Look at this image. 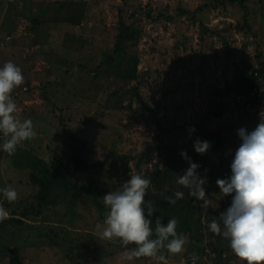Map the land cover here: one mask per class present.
Wrapping results in <instances>:
<instances>
[{
  "label": "rangeland",
  "instance_id": "1",
  "mask_svg": "<svg viewBox=\"0 0 264 264\" xmlns=\"http://www.w3.org/2000/svg\"><path fill=\"white\" fill-rule=\"evenodd\" d=\"M61 3H65L62 8ZM123 3V0H72L71 7L82 11L78 24L72 25L55 21L68 4L64 0H0V68L11 61L21 69L24 83L11 93L17 105L15 116L21 121L31 119L37 132L34 139L22 142L13 155L0 146V188L10 186L18 193L17 205L4 208L9 213L12 209L21 213L30 206L33 212L38 210V196L43 194L39 191L40 184L32 182L30 169L36 165L34 174L37 171L38 177L45 180L41 160L49 167L51 159L58 160L63 174V181L56 178L49 197L45 198L49 199L47 204L37 215L24 219L27 226L19 235L14 232L10 236L22 264H157L155 258L148 257L122 260L121 255L130 248L121 247L116 240L100 239L106 226V218L101 220L100 214L107 216L109 209L105 205L96 208L92 195L74 186L91 184L92 188L103 190L97 192V199L104 204L103 196L119 188L130 179V174L153 171L149 158L152 162H163L174 153L178 172L172 178L178 190V177L189 167L181 151L200 165V174L204 166H216L221 153L231 163L241 142L237 130L254 129L264 111L249 108V115L245 116L241 110L247 107L243 108L241 102L233 107L231 88L227 98L221 92L225 82L234 85L244 75L242 62L257 64L259 44L264 54V0L260 3L249 0L246 16L231 0H127L124 6ZM185 5L191 11L204 9V5L209 7L199 15L200 21L182 16L179 24L152 23L145 15L150 10V16L154 17L165 7L169 8L168 13H174L176 7ZM133 11L135 16H129ZM120 16L128 23L138 20L141 25V35L129 44V53L138 56L136 78L129 82L95 75L78 66L80 62L92 67L91 61L101 51L113 49ZM198 22L215 34L208 33L201 41ZM97 60L99 63L101 59ZM125 73L131 77L134 74L127 69L121 76ZM135 86L154 111L141 109L132 99L134 91L130 89ZM121 94L124 95L119 98ZM157 101L160 103L156 106ZM221 102H230V110H225L222 116L208 113V108ZM200 118L204 122L196 125ZM194 126L201 127L203 132L219 134L224 139L222 146L217 151L208 150L205 158L196 153L193 143L202 139L196 130L189 133ZM110 149L128 159L117 166L107 165L110 172L91 165ZM150 150L149 156L145 151ZM138 156L148 161L140 172L132 167ZM77 163L86 168L77 170ZM127 167L131 170L123 173ZM219 195L212 193L208 206L204 207L206 212L221 202L216 199ZM229 196L223 197V211L231 203ZM5 202L10 204L0 193V203ZM185 237L183 251L192 254L189 235ZM85 241L87 245H83ZM90 248L100 252H92ZM3 257L0 264H8L7 256ZM88 257L92 259L87 260ZM165 257L168 264L186 263ZM206 263H210L209 259L202 261Z\"/></svg>",
  "mask_w": 264,
  "mask_h": 264
},
{
  "label": "trees",
  "instance_id": "2",
  "mask_svg": "<svg viewBox=\"0 0 264 264\" xmlns=\"http://www.w3.org/2000/svg\"><path fill=\"white\" fill-rule=\"evenodd\" d=\"M67 2V6L65 5V10L62 12V16L60 18H57L55 21L59 22H66L68 24L76 25L79 22V17L82 15V11H79V9L72 8V0H64ZM123 6L127 5V0H123ZM126 1V2H125ZM232 4L239 5L241 9L243 10V14L247 15L248 13V4L247 2L249 0H231ZM259 3L263 0H258ZM65 3H61V8ZM132 6L135 4H131ZM204 9L208 8V5H204ZM140 9V8H139ZM169 8L165 7V9H160L158 13L153 17L150 16V10L146 12V18L148 21H151L152 23H155L157 21H162L163 23L167 22H173V23H180V19L182 16H185L187 18H191L192 20L200 21V14L203 13V8H196L193 11L189 10L186 5L185 6H178L175 9L174 13H168L167 10ZM203 9V10H202ZM119 11H123V8H120ZM60 13V12H59ZM122 13V12H120ZM136 12H131L129 16L134 17ZM245 15V16H246ZM45 21V20H44ZM244 21L246 22V18L244 17ZM43 20L39 21L38 23L41 24ZM138 20H133L132 22H126V19L124 16H120L118 19V28L119 32L116 36L115 43L113 46V49L107 52L106 50L101 51L100 55L96 56V58L93 59L94 62L93 66L90 67L83 63H78V66L86 68L87 72H93L95 75H105L104 77H116L119 80H123L125 82H129L131 78H136V66L138 65V56L137 54L129 53L128 49H131L129 46L130 43L133 42V40H136L141 34V25L137 23ZM200 24L201 30L199 33V37L201 41L203 40L204 35H207L208 33L215 34L214 30L206 26L204 23L198 22V25ZM209 35V34H208ZM227 46V45H226ZM262 44H259L257 47L256 52V59L257 64L251 65V64H244L242 62V71H245L240 78L238 77L236 80V83L233 85L231 83L225 82L224 87L221 92L224 97H228L229 93L228 90L232 91V100L231 103L233 107H238L239 102H241L242 107H246V105H249V108L257 107V108H264V83L262 79L264 78V54L261 48ZM97 59H101L98 63ZM96 61V62H95ZM127 66V68H125ZM133 70L134 74L133 77H131L128 73H125V76H121L124 70ZM261 79H260V78ZM131 92L134 91V94L132 95V99L136 100L138 105L141 107V109L148 110V111H154L153 109H150L147 104L145 103V98L141 97L138 93L139 88L138 86L133 87L130 89ZM219 91H217L218 93ZM115 94V93H111ZM124 94H121L119 98H122ZM219 95V93H218ZM160 103V101L156 102L157 104ZM227 102H221L220 104L211 106L208 108L210 114L222 116L225 110H230L229 105L231 106L230 102L226 104ZM225 106L222 109V106ZM138 106V107H139ZM228 106V107H226ZM243 111V115L248 116L249 115V109L247 110H241ZM201 119V118H200ZM204 122V119H201V122L196 125H201ZM195 130L198 131L200 134V137L202 140H207L210 142L211 147L209 150H215L217 151L224 141V139L218 134H210L207 132H203L201 130V127L194 126ZM2 140H0V146H2ZM152 149V148H151ZM1 151V147H0ZM147 155L150 156V151H145ZM76 154H79V152H75ZM2 154V152H1ZM202 157H206V154L202 155ZM175 158H177L176 154H171L170 158L166 161L159 162L154 161L152 162L149 158V163L151 162V166L153 168V171H148L143 173L141 176L148 178L151 180V185L149 189L147 190V194L145 196V202L150 203L154 209L156 210L150 219L152 220V228L154 230L155 228V219L157 217H161L163 220V223H167V221L171 218H176L178 220L177 225V233H183L184 236L187 234L189 235V245L191 248L194 249V253L199 257V259L196 261V264H202V261L204 259H209L210 263L206 264H247V261H242L238 257L232 253V251L229 248V241L227 238H224L223 236H218L208 229V224L214 220L218 219V216L220 212L223 211L224 203H223V197L222 194L219 193V187L216 184V180L218 178L224 179L227 178L230 175V164L228 162V159L226 160V155L224 153H221L219 156V160L216 166L212 167H203L201 170V175L206 177V199L210 202V199L212 197L213 192H217L220 195L217 198L221 200L218 205L214 206L213 209H210L208 212L204 210V207L201 206L202 202H194V199L188 195V192L186 189L183 188V186L180 185V189L175 190L173 186V176H176L177 174V165L178 162H175ZM128 159L127 156L123 154H119V152L114 151L113 149L108 150L106 152L105 156L101 159H98L91 165H96V167H99V169L104 170L106 169L107 172H110L108 166H117L122 160ZM137 163H136V169L137 172H140V168L143 164H147V160L144 159L141 156L136 157ZM28 160V159H27ZM41 169L43 170L46 178L45 180L38 177V173L34 174V170H36V165H34L31 169V180L34 183L40 184V192L43 194L42 196H38V202L37 205L39 206L38 210H35L33 212V207L30 206L21 213L16 211V209H12L10 211V218L6 219L3 222H0V261L3 256H7V263L8 264H22V258L18 253L17 246L13 243L10 236L17 232V234H20L21 229L24 226H27V223L24 222V219L29 218L31 214H38L42 206H45L49 199L48 193L50 190L54 187V184H56V178H59V181H63V174L60 172L61 164L56 159H51V163L49 167L47 165V162L44 160H41ZM90 165V166H91ZM52 167H55L54 172H52ZM76 169H84L86 168L85 165H81L80 163L76 164ZM128 168V169H127ZM123 173L127 171V173L131 170L130 167H127ZM69 171L67 168L64 169V172L67 173ZM184 174V173H183ZM44 180V181H43ZM31 182V181H30ZM70 186V185H69ZM72 187V186H70ZM77 190H85L93 197V201L95 203L96 208L100 209L103 207L104 204H102L97 199V192H102L103 190L99 188H92L91 184H82L80 186H74ZM74 188V189H75ZM176 191H183L185 193L183 199H178L175 205L169 204L167 202L168 197H172L175 199L174 193ZM230 196H228L229 198ZM218 202V201H217ZM18 202L14 201L10 204L3 205L4 207H9L10 205H17ZM221 204V206H219ZM24 209V208H23ZM19 215V216H17ZM101 220L105 219L106 216L104 214H100ZM30 229V228H29ZM87 236L91 237V234H86ZM155 238V236H153ZM8 240L10 241V244L8 243ZM25 241V239L23 240ZM117 242H120L119 239L116 240ZM83 245H87L86 241L83 243ZM74 248V245H72ZM92 252H98L99 249L97 248H90ZM162 252L165 253L167 257H173L177 258V261H180L183 263L186 261L185 264H190L192 262L191 256L192 254H188L187 251H183L178 255L171 256L166 249H163ZM80 253V252H79ZM159 254V253H158ZM180 255V256H179ZM81 256V253H80ZM92 259L91 257H88L87 260ZM183 260V261H182ZM78 264V262H77Z\"/></svg>",
  "mask_w": 264,
  "mask_h": 264
},
{
  "label": "clouds",
  "instance_id": "3",
  "mask_svg": "<svg viewBox=\"0 0 264 264\" xmlns=\"http://www.w3.org/2000/svg\"><path fill=\"white\" fill-rule=\"evenodd\" d=\"M23 83L21 69L13 62L8 61L0 68V140L3 141V151L8 155H13L22 142L37 136L31 119L21 121L15 116L17 105L11 93ZM246 107L249 109L248 104ZM192 132H195L194 127L189 128V133ZM237 135L241 142L230 164V175L216 180L219 193L222 197L231 195V203L220 212L218 219L208 224V229L227 238L230 250L240 260H246L247 264H264V111L260 113V121L254 129L249 131L241 127ZM193 147L196 153L204 155L211 144L197 138ZM180 154L189 162V167L178 177L177 183L187 190L194 202H202V207L208 206L207 180L198 171L200 165L192 162L185 151ZM150 185V179L134 173L119 188L103 196L109 211L100 239L113 242L119 239L121 247L130 248L121 255L122 260L148 257L155 258L157 264H168L162 250L166 249L173 255L180 254L187 238L183 233H177L176 218L169 219L165 224L161 217H157L153 230L150 217L156 210L145 202ZM0 193L9 203L18 199V193L10 186L0 188ZM184 195L183 191H176L175 199L168 197L167 202L175 205ZM9 218V212L0 203V222ZM198 259L193 253L192 264H196Z\"/></svg>",
  "mask_w": 264,
  "mask_h": 264
},
{
  "label": "water",
  "instance_id": "4",
  "mask_svg": "<svg viewBox=\"0 0 264 264\" xmlns=\"http://www.w3.org/2000/svg\"><path fill=\"white\" fill-rule=\"evenodd\" d=\"M135 164H136V162H133V164H132V167L135 169L136 167H135Z\"/></svg>",
  "mask_w": 264,
  "mask_h": 264
},
{
  "label": "built area",
  "instance_id": "5",
  "mask_svg": "<svg viewBox=\"0 0 264 264\" xmlns=\"http://www.w3.org/2000/svg\"><path fill=\"white\" fill-rule=\"evenodd\" d=\"M260 78V77H259ZM261 79V78H260ZM262 81L264 82V78L262 79ZM0 137H1V135H0Z\"/></svg>",
  "mask_w": 264,
  "mask_h": 264
}]
</instances>
